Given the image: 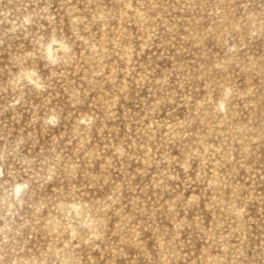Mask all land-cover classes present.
<instances>
[{
    "label": "rangeland",
    "instance_id": "rangeland-1",
    "mask_svg": "<svg viewBox=\"0 0 264 264\" xmlns=\"http://www.w3.org/2000/svg\"><path fill=\"white\" fill-rule=\"evenodd\" d=\"M0 264H264V0H0Z\"/></svg>",
    "mask_w": 264,
    "mask_h": 264
}]
</instances>
